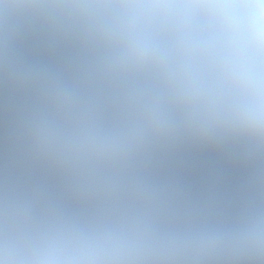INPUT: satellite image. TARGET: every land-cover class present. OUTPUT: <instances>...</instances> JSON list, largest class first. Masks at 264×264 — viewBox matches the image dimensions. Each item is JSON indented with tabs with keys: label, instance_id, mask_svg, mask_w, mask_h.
<instances>
[{
	"label": "clouds",
	"instance_id": "clouds-1",
	"mask_svg": "<svg viewBox=\"0 0 264 264\" xmlns=\"http://www.w3.org/2000/svg\"><path fill=\"white\" fill-rule=\"evenodd\" d=\"M0 264H264V0H0Z\"/></svg>",
	"mask_w": 264,
	"mask_h": 264
}]
</instances>
